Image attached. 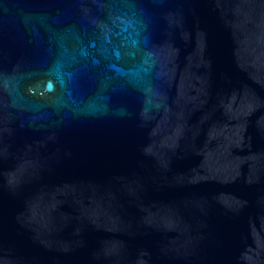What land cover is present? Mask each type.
Instances as JSON below:
<instances>
[{
    "label": "water",
    "instance_id": "water-1",
    "mask_svg": "<svg viewBox=\"0 0 264 264\" xmlns=\"http://www.w3.org/2000/svg\"><path fill=\"white\" fill-rule=\"evenodd\" d=\"M0 264H264V0H0Z\"/></svg>",
    "mask_w": 264,
    "mask_h": 264
}]
</instances>
